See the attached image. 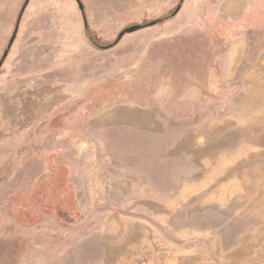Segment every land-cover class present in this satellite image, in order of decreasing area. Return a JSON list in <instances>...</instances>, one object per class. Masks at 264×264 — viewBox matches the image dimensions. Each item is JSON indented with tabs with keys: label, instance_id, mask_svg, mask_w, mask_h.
I'll return each mask as SVG.
<instances>
[{
	"label": "rangeland",
	"instance_id": "1",
	"mask_svg": "<svg viewBox=\"0 0 264 264\" xmlns=\"http://www.w3.org/2000/svg\"><path fill=\"white\" fill-rule=\"evenodd\" d=\"M39 1L55 52H0V264H264V0Z\"/></svg>",
	"mask_w": 264,
	"mask_h": 264
},
{
	"label": "crops",
	"instance_id": "2",
	"mask_svg": "<svg viewBox=\"0 0 264 264\" xmlns=\"http://www.w3.org/2000/svg\"><path fill=\"white\" fill-rule=\"evenodd\" d=\"M2 6L6 7V3H2ZM53 10L55 5L48 1L26 0L22 6L21 24L15 28V38L10 45L9 41L15 30L12 23L0 26V52L9 48L2 68L7 63L12 65L10 77L23 78V71L30 70L31 67L38 68L36 64L40 55L55 52V26L52 25L51 18H45Z\"/></svg>",
	"mask_w": 264,
	"mask_h": 264
},
{
	"label": "trees",
	"instance_id": "3",
	"mask_svg": "<svg viewBox=\"0 0 264 264\" xmlns=\"http://www.w3.org/2000/svg\"><path fill=\"white\" fill-rule=\"evenodd\" d=\"M77 1H78V0H77ZM177 11H178V7H177L173 12H171L170 14H168V15H166V16H164V17H161V18H159V19H156V20H154V21H151V22H149V23L143 25V27H144V26H151V25H154V24H157V23H161V22H163V21L169 19L170 17H172ZM82 17H83V24H84V30H85L86 37H87V39H88L93 45H95V46L98 47V48H102V49H108V48H110V47H112V46L114 45V43H113V44H109V45H105V46H103V45H99V44L94 40V38L92 37V35H91V33H90L89 26H88V23H87V20H86L85 15L83 14Z\"/></svg>",
	"mask_w": 264,
	"mask_h": 264
},
{
	"label": "water",
	"instance_id": "4",
	"mask_svg": "<svg viewBox=\"0 0 264 264\" xmlns=\"http://www.w3.org/2000/svg\"><path fill=\"white\" fill-rule=\"evenodd\" d=\"M77 3H78V6H79V9H80L81 11H83V10H84V9H83V5H82L79 1H77ZM20 17H21V14H20V16H19V18H18V22H19V20H20ZM140 29H141V26H140V25H133V26H131V27H128V28L124 29L123 31H121V32L118 34L117 39L120 40L121 37H122L123 35H125V34H129V33H133V32L138 31V30H140ZM15 34H16V29L14 30V33H13V35H12L10 41H9V45L13 42V40H14V38H15ZM7 52H8V51H5V52H4V54H3V57H4V58L6 57Z\"/></svg>",
	"mask_w": 264,
	"mask_h": 264
}]
</instances>
